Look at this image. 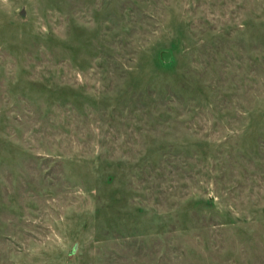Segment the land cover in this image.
<instances>
[{
	"label": "rangeland",
	"instance_id": "374dc122",
	"mask_svg": "<svg viewBox=\"0 0 264 264\" xmlns=\"http://www.w3.org/2000/svg\"><path fill=\"white\" fill-rule=\"evenodd\" d=\"M0 264H264V0H0Z\"/></svg>",
	"mask_w": 264,
	"mask_h": 264
}]
</instances>
